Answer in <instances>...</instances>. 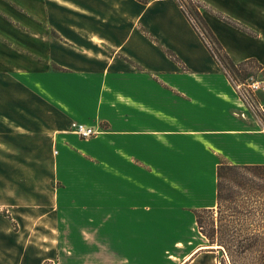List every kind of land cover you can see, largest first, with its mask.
<instances>
[{"label":"crops","instance_id":"crops-1","mask_svg":"<svg viewBox=\"0 0 264 264\" xmlns=\"http://www.w3.org/2000/svg\"><path fill=\"white\" fill-rule=\"evenodd\" d=\"M199 1L232 62L252 61L264 76V0ZM211 49L177 0H0L1 136L13 139L16 168L31 142L43 145L52 169L49 188L27 187L17 170L3 205L21 235L12 248L1 236L0 264H24L32 243L39 264H66L61 257L80 225L73 211L97 225L92 235L83 232L86 242L94 243L100 226H128L130 236L118 241L130 252L116 254L126 259L137 244L151 248L152 234L137 228L153 213L154 181L168 180L177 211L214 209L220 164L264 165V118L241 101ZM258 98L264 102L263 93ZM73 122L100 133L83 140L70 131ZM32 159L41 168L35 151ZM58 179L75 182L58 188ZM53 242L63 244L59 261L55 250L40 251ZM182 243L171 257L185 264L195 255L190 262L198 263L206 247L187 257Z\"/></svg>","mask_w":264,"mask_h":264},{"label":"rangeland","instance_id":"rangeland-1","mask_svg":"<svg viewBox=\"0 0 264 264\" xmlns=\"http://www.w3.org/2000/svg\"><path fill=\"white\" fill-rule=\"evenodd\" d=\"M206 40L213 46V51H215L216 46L208 38H206ZM251 73L254 76L257 75L255 70H252ZM242 77L245 78V75ZM261 78L264 79V76ZM1 79L0 77V81ZM0 120H2L1 116ZM2 131L3 130L0 129V151L4 154L3 156L2 152H0L2 156L0 159V168L3 167L4 170V172L0 171V240L2 235L9 237V243L7 244L12 248L17 245L13 238L16 235H21L18 234L21 228L16 223L12 226L8 221L12 219V214L9 213L12 208L11 206L3 205L6 201L4 199L6 197L5 193L10 192L17 184L15 182L16 180L13 179L17 177V172L21 169L23 171L24 183L27 187L38 186V188H49V174L52 172V169L49 168V165L45 161L48 157V152H46L43 145L38 147L31 142L27 143L25 147V151L28 155L24 159L23 168H21V164H18L20 168H16V162H13L12 159V157H14L12 152L15 151L11 143L13 139L1 136V134H3ZM34 151L41 160V168L34 167L35 163L32 159ZM52 164L53 161L50 162V166ZM209 173L211 172L208 170V174L206 173L208 178ZM68 181H71V183L75 182V180L70 179L65 180V182L58 179L56 181V187H65ZM207 181L210 182V180L207 179L205 181L206 187L203 191L206 193L205 195H208L210 190ZM167 182L168 180L163 179L154 181L152 199L153 213L152 215H146V226H137L138 234L144 229L148 232L147 234H149L148 238H150L152 234L153 241L150 249L142 251L140 248L141 245L139 246V244H137L136 252L132 253L130 257H126V259L118 258L116 254L122 255L124 252H130V249H126L125 251L121 249L118 241L119 235L125 232L126 234H124V237L128 238V226L114 227L111 224L103 227L100 226L98 235L93 238L95 239L94 243L91 241L86 242L83 232H89L91 234L93 231H97V225L90 224L87 216H83L82 212L73 211L72 215L80 225L73 228L74 232L71 236L73 242H70L65 247L69 251V256L64 255L61 257V260L66 264H93L92 260L89 262L87 259L89 255L107 252L110 256L106 259L103 258V262L98 263L99 261H97L95 264H122L124 261L131 264H161L167 262V260V264H179L178 260L173 259L171 256L176 255L175 248L178 246L179 242L182 243L181 241H187L181 244V249L187 257L196 249L206 247L198 251L201 255L197 259V262H200L199 264H212V256L216 257V264H261L260 257L263 253H261L262 249L260 243L264 241V171L243 170L228 174L224 180L225 191L223 192L222 208L219 209L217 205L214 211L202 213L204 221L202 224L203 229L197 224L196 211L206 208L197 209L186 205L183 211H177L174 209V204H176L174 198L176 200L177 194ZM52 185L55 187V181ZM20 187L22 188V186ZM6 225L8 226V231L4 233ZM133 228L134 227H131L132 231ZM24 231L27 234L25 228ZM213 233L214 238L220 241L223 240V242L227 244L231 250L232 258L228 255L227 250L225 251V249L219 248L217 244L212 246ZM5 239L6 238H3V240ZM255 242L256 246L249 249L246 253L241 249V247L248 246L250 243ZM130 243L133 244V242ZM31 246H34L35 249L33 247L30 249L28 258L24 264H39L36 249L37 245L36 243H32ZM62 247L63 244L60 242H53L46 244V247H43L40 251H49L50 254H53L52 252L55 250L54 253H56V256L53 254L54 258H56V261H59ZM212 251H214L216 255H213ZM194 258L195 255L188 259L185 264H194L190 262ZM42 264H53V262L44 261Z\"/></svg>","mask_w":264,"mask_h":264},{"label":"trees","instance_id":"trees-1","mask_svg":"<svg viewBox=\"0 0 264 264\" xmlns=\"http://www.w3.org/2000/svg\"><path fill=\"white\" fill-rule=\"evenodd\" d=\"M180 6L182 7V10L188 17V19L193 23L194 27L204 40V42L207 44L206 38H208L215 46L216 49L215 51H212L214 57L218 60L220 63L221 67L226 71L228 75H230L234 79H240L244 80L250 75H252L251 71L252 70H259L261 67L250 61V62H245L243 64L236 65L232 62V60L228 57V55L224 52L222 46L218 42L217 38L214 36L210 28L208 27L202 12L206 11L208 8L207 6L202 3L199 0H179L178 1ZM222 19L227 21L228 23L232 24L233 26L242 29L244 31H248L247 29L243 28L240 26L238 23L232 21L229 18H226L224 16H221ZM173 58L176 60V58L173 56ZM178 61V60H176ZM245 75V78L242 76ZM243 170H258L259 171H264V165H256V166H241V165H231L228 163H222L218 166L217 168V205L219 209L222 208V203H223V192L225 191L224 187V180L227 177L228 174L234 173V172H240ZM210 213L211 211H214V209H202V210H197L196 211V221L197 224L201 229H203L202 224L204 223L203 221V216L202 213L207 212ZM214 244H217L219 248L227 250L228 255L232 258L231 255V250L227 246L225 242L220 241L219 239L214 238V233L212 234V246H215ZM261 249L263 255L260 257L261 264H264V241L260 243ZM256 246L255 243H250L248 246H243L241 249H243L244 253H246L249 249L253 248Z\"/></svg>","mask_w":264,"mask_h":264},{"label":"built area","instance_id":"built-area-1","mask_svg":"<svg viewBox=\"0 0 264 264\" xmlns=\"http://www.w3.org/2000/svg\"><path fill=\"white\" fill-rule=\"evenodd\" d=\"M209 45L213 50V46L210 43ZM231 79L241 101L255 116H258L260 119L264 118V102L258 98V93L264 94V79L258 74L256 76L250 75L244 80L234 79L232 77ZM70 131L83 140H90L100 133L97 129L79 122H73Z\"/></svg>","mask_w":264,"mask_h":264}]
</instances>
